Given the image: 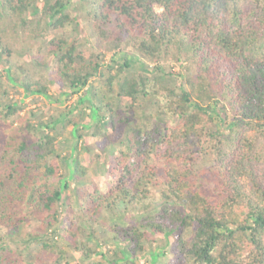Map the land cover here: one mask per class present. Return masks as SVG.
Masks as SVG:
<instances>
[{
  "label": "trees",
  "instance_id": "1",
  "mask_svg": "<svg viewBox=\"0 0 264 264\" xmlns=\"http://www.w3.org/2000/svg\"><path fill=\"white\" fill-rule=\"evenodd\" d=\"M80 23L93 46L78 40ZM0 63L20 71L25 96L51 97L37 69L70 95L87 89L72 111L0 137V264H20L33 245L92 264L149 251L148 264H264V0H0ZM7 91L4 121L21 110ZM78 107L111 153L105 189L85 184Z\"/></svg>",
  "mask_w": 264,
  "mask_h": 264
},
{
  "label": "rangeland",
  "instance_id": "2",
  "mask_svg": "<svg viewBox=\"0 0 264 264\" xmlns=\"http://www.w3.org/2000/svg\"><path fill=\"white\" fill-rule=\"evenodd\" d=\"M72 13L77 15V18H79V8L78 7H71ZM80 21V19H78ZM81 22V21H80ZM80 33L78 34L77 38L78 40L85 44V46L91 47L94 44L93 38L91 36V33L86 29V26H84L83 23H80ZM43 43V42H42ZM45 49V48H44ZM125 52V53H124ZM126 49L125 51H121L120 56H125V55H131L134 57L133 52ZM44 53V52H43ZM45 54V53H44ZM20 56V55H19ZM109 59L112 57V53L107 56ZM18 58V57H17ZM28 59H30L28 57ZM18 60V59H15ZM26 61L27 63L24 64L26 68H28L29 71H34L36 67L33 66L32 62H28L24 57H19L18 64L21 62ZM49 61V59H48ZM163 65L165 69L168 71L172 67L171 64L167 62H163ZM10 73L8 72V69L6 67V64L0 63V84L2 86H5L6 89L8 90L7 93L13 102H17V104H20L19 107L21 110H19V113L10 118L6 119L4 121L3 119H0V137L1 140L8 141L13 140L11 137L14 136L15 134L19 133L20 127L24 126L25 120H27L31 116H35L36 118H39L41 120L42 118L49 119L52 114H56L57 111H72L73 107L77 105L79 99L81 97H84L85 92L87 89L82 90L80 93L76 95H70L71 91L66 90V89H59V87L55 84H52L50 82V78L47 76V70L46 69H37L39 73L41 74L42 78V83L47 86V92L48 95L51 96L49 99L40 95H34V96H25L22 88H21V83L23 82V76L20 73V71L17 68H12L9 69ZM132 71V70H130ZM8 72V74H7ZM11 78V80H10ZM15 78L19 80V83H15ZM13 79V80H12ZM93 85L95 87H98L100 84L98 80H94ZM60 100L59 103L54 100ZM31 112H33L31 114ZM35 113V114H34ZM44 116V117H43ZM71 116L76 119L77 122H79V127L78 129L81 130L82 133V140H81V145L86 146L87 152L82 156L81 164L83 167L86 168H92V170L89 172V177L88 179H85V181L88 184L90 188H94V186H98L100 189H105L108 187L110 184V181L112 180L108 174H107V168L108 166H111V158H110V151H102V142L98 144L100 141H95L92 137L91 134L94 131V124L95 121L93 118L90 117V111L88 108L85 110L82 109V107H78L77 109L73 110ZM10 122H13L11 125ZM160 122L163 125H173L175 123H178L177 120L171 122L165 117L160 120ZM218 127L221 126V123L218 121ZM61 131V129H59ZM226 132V131H225ZM61 133V132H60ZM68 134L65 133L64 135L62 134L60 137V140L64 141L62 144V154L65 153V151H68V148L70 144L73 143L72 139H68ZM119 145V144H118ZM77 157V156H76ZM76 157H73L74 159L73 162L75 161ZM88 157L94 158L95 161L96 159L99 161L98 163L95 162L96 164L92 163L93 165H90L87 163ZM72 163V161H70ZM156 163V162H155ZM159 166L163 164L162 166L163 169L168 168L163 162L157 163ZM173 165L169 167H173ZM203 182V190L204 193L207 195H213V184L208 181L207 178H204L202 180ZM157 192L153 194L155 196ZM132 216H129L126 218L128 221L129 219L132 220ZM28 223H25L24 225L20 226V230L23 231L24 233L31 231L32 229H36L37 222L36 220L32 217L31 220L27 221ZM6 229H0V235L5 231ZM102 228H97L96 233L102 238L105 236V239H109V235L103 234L102 233ZM35 234V233H34ZM155 239L157 240V243L159 244L164 240L163 235H157L155 236ZM90 245H95V242L93 241ZM40 249V245H33L32 247L29 248V252L25 251V255H23V260L21 258H18L17 261L20 264H30L36 261L35 255L40 254V257L42 258V261L38 264H92V262L96 261V259H99V257H92V259L87 260V259H82L80 257V254H76V261H71L70 258L64 259V260H57L58 257H60V254H58V251L55 250L56 254L54 252H41L37 253ZM66 249V248H65ZM36 253V254H35ZM74 253L69 249L67 251V256H71ZM154 255L149 251L147 252L144 256L141 255L135 259H133V264H148L147 259L150 258L151 260L153 259ZM16 258V257H15ZM152 264H157V262H152Z\"/></svg>",
  "mask_w": 264,
  "mask_h": 264
},
{
  "label": "clouds",
  "instance_id": "3",
  "mask_svg": "<svg viewBox=\"0 0 264 264\" xmlns=\"http://www.w3.org/2000/svg\"><path fill=\"white\" fill-rule=\"evenodd\" d=\"M13 123V122H12Z\"/></svg>",
  "mask_w": 264,
  "mask_h": 264
}]
</instances>
